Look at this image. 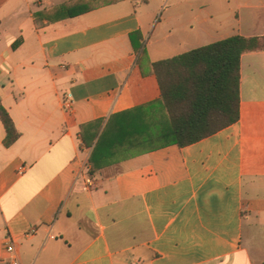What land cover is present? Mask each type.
<instances>
[{"label":"crops","instance_id":"obj_1","mask_svg":"<svg viewBox=\"0 0 264 264\" xmlns=\"http://www.w3.org/2000/svg\"><path fill=\"white\" fill-rule=\"evenodd\" d=\"M70 1L0 0V264L8 238L19 264H264V50L239 120L183 147L152 66L264 36V0Z\"/></svg>","mask_w":264,"mask_h":264},{"label":"trees","instance_id":"obj_2","mask_svg":"<svg viewBox=\"0 0 264 264\" xmlns=\"http://www.w3.org/2000/svg\"><path fill=\"white\" fill-rule=\"evenodd\" d=\"M80 1L83 8L78 11H73L71 1L59 9L67 8L72 16L96 6L95 0ZM53 9L36 12V26L41 27L44 18L53 20L49 15ZM131 37L135 49L143 53L144 43L137 44L133 34ZM256 50H264V36L234 35L152 63L161 88L159 102L169 117L168 134L174 143L181 147L195 143L239 120L241 56ZM0 118L9 146L20 133L1 99Z\"/></svg>","mask_w":264,"mask_h":264},{"label":"built area","instance_id":"obj_3","mask_svg":"<svg viewBox=\"0 0 264 264\" xmlns=\"http://www.w3.org/2000/svg\"><path fill=\"white\" fill-rule=\"evenodd\" d=\"M88 181H89V183H91L90 179ZM6 249L12 255V257L14 259L13 260L14 261L13 264H19L17 258L15 257V245H14V242L10 238L7 239Z\"/></svg>","mask_w":264,"mask_h":264}]
</instances>
